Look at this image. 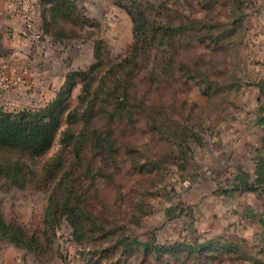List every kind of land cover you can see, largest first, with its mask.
Instances as JSON below:
<instances>
[{"label": "trees", "instance_id": "16d2710c", "mask_svg": "<svg viewBox=\"0 0 264 264\" xmlns=\"http://www.w3.org/2000/svg\"><path fill=\"white\" fill-rule=\"evenodd\" d=\"M184 1L187 13L180 3L167 9L162 2L113 0L132 23L123 53L100 54L97 43L95 61L68 74L54 99L17 110L0 105V187L48 193L37 225L7 221L0 210V243L38 259L63 257L57 232L65 225L68 240L92 264H263L231 241L166 245L133 233L170 163L200 142L193 121L200 106L180 93L195 85L211 99L239 87L243 2ZM74 8L73 0H40L42 35H54L48 21L71 19ZM77 85L69 107L63 100ZM57 135L59 147L47 157Z\"/></svg>", "mask_w": 264, "mask_h": 264}, {"label": "rangeland", "instance_id": "374dc122", "mask_svg": "<svg viewBox=\"0 0 264 264\" xmlns=\"http://www.w3.org/2000/svg\"><path fill=\"white\" fill-rule=\"evenodd\" d=\"M73 1L77 8L72 10L71 19L59 18L56 23L52 20L48 21V31L54 33V35L48 34L51 38H48L50 42L46 38L37 39V41L41 40L40 42L44 41V46L49 47L61 58L59 70H51L57 75H62L66 69L65 74L68 75L87 68L95 61L94 49L97 46L100 54L109 51L112 56H116L123 53L133 40L131 19L124 9L113 4V0ZM150 1L155 4L162 2L167 9L175 8V4L180 3V8L187 13L188 6L184 0ZM241 1L243 2V23L246 28L245 32L243 31L245 36L241 63L236 68L239 87L211 99H207L201 89L195 85H192L188 91L180 93V98L200 106L193 119L195 123H198L194 130L199 134L200 142L191 143L193 152H188L185 159L170 163L164 175V182L159 185L160 192L158 195L150 196L148 214L143 217L140 226L133 233L140 240L153 237L156 242L166 245L184 239L222 243L231 241L241 246L248 257L260 259L264 264V244L260 240V228L255 225L247 226L246 215L243 212L232 211L227 204L230 199L225 194L218 195L217 198L210 196L211 191L216 190L215 179L206 176L205 173L206 167L212 164L213 145L217 143L222 129L235 120L239 103L245 96L247 86L252 81L261 79L264 74L260 67L264 51V0ZM196 9L198 15L201 16L204 13L199 7ZM38 23L41 28L43 24L41 15ZM6 33L9 40L10 35L8 31ZM97 43L99 45L96 46ZM8 55V46L1 44L0 57ZM42 58L43 55L38 54L37 60L44 63ZM64 82L59 84L55 93L50 92L49 97L33 87L31 93L21 92L27 85L25 83L21 85L20 90L14 89L1 94L0 105L9 110L41 107L55 98ZM37 92L40 94L36 95ZM79 92L80 85H77L68 93L63 103L73 107ZM19 94H22L21 100ZM58 139L59 135L56 136L47 157L59 147ZM33 161L30 163L36 166L37 163ZM211 166H216L219 173L224 169L222 161ZM229 173L230 171L225 170L222 172L223 177L220 181L224 186H228ZM47 195L46 190L0 187V210L7 221H16L26 227L34 226L41 221ZM67 234L68 229L65 225L57 232L63 257L53 254L48 260L38 259L13 244L0 243V264H92L90 260L82 259L75 244L68 240ZM251 262L252 259L244 264H251Z\"/></svg>", "mask_w": 264, "mask_h": 264}, {"label": "crops", "instance_id": "0c3cea01", "mask_svg": "<svg viewBox=\"0 0 264 264\" xmlns=\"http://www.w3.org/2000/svg\"><path fill=\"white\" fill-rule=\"evenodd\" d=\"M18 4L19 0H0V31L3 34L1 44L9 48V55L0 57V62L6 63V74L10 77L24 72L27 85L21 92L31 93L35 88L49 97V93H53L59 84L64 82L67 69L62 75L51 72L60 67L61 58L49 47H45L44 41H37L24 32L17 11ZM38 20H40V12L35 16L33 29L41 33ZM6 31L10 35L9 40L7 33L5 34ZM46 40L50 42L48 38ZM38 54L43 55L44 63L37 60ZM261 61L260 67L263 72L264 51ZM20 87L21 85L14 89L20 90ZM19 96L21 100L22 94ZM234 119L230 125L222 129V134L212 149L211 165L222 161L223 171H230L227 179L228 186L222 185L220 181L223 171L219 173L216 166L206 167V176L215 179L216 186V190L211 188L210 196L217 198L218 195L225 194L230 199L227 203L228 207L232 208V211L243 212L246 215L247 226L255 225L260 228L259 236L264 244V74L261 79H256L247 86ZM252 217L255 218L252 220Z\"/></svg>", "mask_w": 264, "mask_h": 264}, {"label": "built area", "instance_id": "2783aa9c", "mask_svg": "<svg viewBox=\"0 0 264 264\" xmlns=\"http://www.w3.org/2000/svg\"><path fill=\"white\" fill-rule=\"evenodd\" d=\"M40 0H19L17 6L18 14L22 21L24 32L35 40L44 38L40 32H36L34 27L35 16L37 15ZM24 72H19L12 77L6 74V63L0 62V93L5 94L12 91L19 85L24 84Z\"/></svg>", "mask_w": 264, "mask_h": 264}]
</instances>
